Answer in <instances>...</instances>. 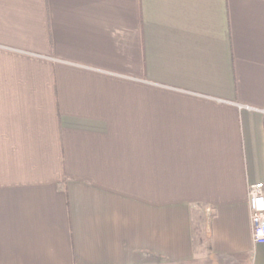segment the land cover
Listing matches in <instances>:
<instances>
[{"label":"crops","instance_id":"0c3cea01","mask_svg":"<svg viewBox=\"0 0 264 264\" xmlns=\"http://www.w3.org/2000/svg\"><path fill=\"white\" fill-rule=\"evenodd\" d=\"M264 0H0V264H264Z\"/></svg>","mask_w":264,"mask_h":264},{"label":"built area","instance_id":"2783aa9c","mask_svg":"<svg viewBox=\"0 0 264 264\" xmlns=\"http://www.w3.org/2000/svg\"><path fill=\"white\" fill-rule=\"evenodd\" d=\"M249 205L253 240L257 244L264 243V181L250 184Z\"/></svg>","mask_w":264,"mask_h":264}]
</instances>
